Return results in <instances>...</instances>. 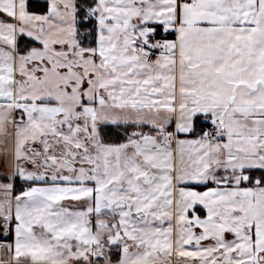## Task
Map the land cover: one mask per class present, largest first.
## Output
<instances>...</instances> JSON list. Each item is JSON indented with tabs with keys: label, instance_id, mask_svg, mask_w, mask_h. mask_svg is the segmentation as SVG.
Returning a JSON list of instances; mask_svg holds the SVG:
<instances>
[{
	"label": "snow or ice",
	"instance_id": "snow-or-ice-1",
	"mask_svg": "<svg viewBox=\"0 0 264 264\" xmlns=\"http://www.w3.org/2000/svg\"><path fill=\"white\" fill-rule=\"evenodd\" d=\"M0 264H264V0H0Z\"/></svg>",
	"mask_w": 264,
	"mask_h": 264
}]
</instances>
